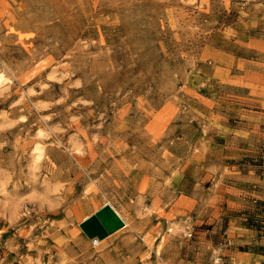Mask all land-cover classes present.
<instances>
[{
  "label": "rangeland",
  "instance_id": "rangeland-1",
  "mask_svg": "<svg viewBox=\"0 0 264 264\" xmlns=\"http://www.w3.org/2000/svg\"><path fill=\"white\" fill-rule=\"evenodd\" d=\"M1 73L0 264H264V0H0Z\"/></svg>",
  "mask_w": 264,
  "mask_h": 264
},
{
  "label": "water",
  "instance_id": "water-1",
  "mask_svg": "<svg viewBox=\"0 0 264 264\" xmlns=\"http://www.w3.org/2000/svg\"><path fill=\"white\" fill-rule=\"evenodd\" d=\"M124 225L112 205L106 204L81 222V227L89 237L104 238Z\"/></svg>",
  "mask_w": 264,
  "mask_h": 264
},
{
  "label": "crops",
  "instance_id": "crops-1",
  "mask_svg": "<svg viewBox=\"0 0 264 264\" xmlns=\"http://www.w3.org/2000/svg\"><path fill=\"white\" fill-rule=\"evenodd\" d=\"M228 234L226 235L225 238H222L220 240L216 239L215 245H219V243H222V241L225 240L222 245H232V248L227 249V250L236 251V252L238 250L239 252H242V248L239 247L238 245H248V248L250 250L260 251V255L262 257L264 256V254L261 252V245H264V243L261 241L262 239H264V237H261L259 235L258 230L247 229V232L246 231L244 232L243 231H237V232L229 231ZM247 241H252V242L246 243Z\"/></svg>",
  "mask_w": 264,
  "mask_h": 264
},
{
  "label": "bare ground",
  "instance_id": "bare-ground-1",
  "mask_svg": "<svg viewBox=\"0 0 264 264\" xmlns=\"http://www.w3.org/2000/svg\"><path fill=\"white\" fill-rule=\"evenodd\" d=\"M3 76H4V75H3ZM1 77H2V73L0 74V78H1ZM4 78H5V77H4ZM7 79H8V77H7ZM0 80H1V79H0ZM146 189H147V188H146ZM164 189H165V188H164ZM167 189H168V187H167ZM167 189H166V190H167ZM147 190H148V189H147ZM147 190H146V192H147ZM159 190H160V189H159ZM136 191H137V190H136ZM160 191H161V190H160ZM160 191H159V193H160ZM177 191H178V190H177ZM143 192H144V191H142V193H143ZM159 193H158V194H159ZM161 193H163V192L161 191ZM168 193H169V192H168ZM146 194H148V193H146ZM172 194H173V193H172ZM172 194H171V195H172ZM156 195H157V194H156ZM156 195H155V196H156ZM169 195H170V194H169ZM169 195H168V196H169ZM171 195H170V196H171ZM144 196H146V195H144ZM151 196H152V195H151ZM168 196H167V197H168ZM170 196H169V197H170ZM158 197H159V196H158ZM160 197H162V196H160ZM140 198H142V197H140ZM140 198H139V199H140ZM143 198H144V197H143ZM151 198H152V197H151ZM172 198H173V197H172ZM145 200H146V199H145ZM141 201H142V200H141ZM141 201H140V202H141ZM153 201H154V200H153ZM164 201H165V200H164ZM166 201H167V200H166ZM178 201H179V200H178ZM142 202H143V201H142ZM142 202H141L140 205H142ZM144 202H145V201H144ZM180 202H181V201H180ZM145 203H146V202H145ZM153 203H155V202H152V204H153ZM166 203H167V202H166ZM175 203H176V202H175ZM143 204H144V203H143ZM180 204H181V203H180ZM128 205H129V203H128ZM163 206H165V205H164L163 203H161V202H158V203L155 204V208H156L157 210L159 209L158 212L160 211V213H163V212L165 211V210H163L164 208L161 209ZM172 206H174V205H172ZM175 206H176V205H175ZM178 206H180V205H178ZM99 207H100V206H99ZM101 207H102V206H101ZM122 207H123V206H122ZM133 207H134V206H133ZM146 207H147V206H146ZM151 207H152V206H151ZM151 207H150V209H151ZM176 207H177V206H176ZM113 208L116 210V212L118 213V215H119L121 218H123L124 215H122V213L120 212V210H119L120 208L117 209V208L114 207V206H113ZM126 208H127V207H126ZM126 208H125V210H126ZM141 208H142V207H141ZM167 208H168V207H167ZM171 208H172V207H171ZM190 208H191V207H190ZM127 209H128V208H127ZM139 209H140V208H139ZM143 209H144V208H143ZM175 209H176V208H175ZM97 210H98V209L94 210L93 212L91 211V213H90L88 216H84V217L82 218V220L86 219V218L89 217L91 214L95 213ZM137 210H138V209H137ZM151 210H152V209H151ZM130 211H131V210H130ZM178 211H180V210H178ZM181 211H182V210H181ZM126 212H127V211H126ZM135 212H136V211H135ZM138 212H140V211H138ZM150 212H151V211H149V214H151ZM156 212H157V211H156ZM147 213H148V212H147ZM124 214H125V212H124ZM149 214H148V215H149ZM131 215H132V214H131ZM134 215H135V214H134ZM164 215H165V214H164ZM156 216H157V214H156ZM161 216H162V215H161ZM166 216H167V215H166ZM133 217H134V216H133ZM170 217H171V216H170ZM149 218H150V217H149ZM154 218H155V216H154ZM166 218H167V217H166ZM127 219H128V218H127ZM127 219H126V220H127ZM168 219H169V218H168ZM126 220H125V224H126L125 226H129L130 223H129V221H126ZM131 220H132V219H131ZM171 220H172V219H171ZM171 220H170V222H171ZM132 221H133V220H132ZM172 224H173V223H172ZM131 225H132V223H131ZM134 225H135V224H134ZM168 225H169V224H168ZM125 226H124V227H125ZM132 226H133V225H132ZM122 228H123V227H122ZM125 228H126V227H125ZM172 229H173V228H172ZM177 229H178V228H177ZM120 230H121V229H120ZM174 230H176V229H174ZM118 231H119V230H117V232H118ZM183 231H184V230H183ZM185 231H186V230H185ZM188 231H189V230H188ZM183 233H184V232H183ZM112 234H113V233H112ZM190 234H191V233H190ZM113 235H114V234H113ZM110 236H111V235H110ZM110 236H109V237H110ZM105 238H106V237H105ZM91 240H94V239H91ZM106 240H107V239H106ZM102 241H104V239H102V238H98V237L96 238V242H97V243H98V242H102ZM93 242H94V241H93ZM93 245H95V244H93ZM215 256H216V255H215Z\"/></svg>",
  "mask_w": 264,
  "mask_h": 264
}]
</instances>
